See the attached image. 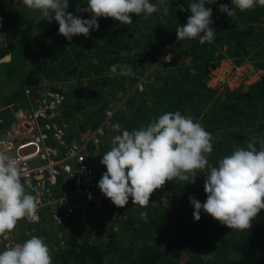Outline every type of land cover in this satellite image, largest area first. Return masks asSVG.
<instances>
[{"label": "trees", "instance_id": "16d2710c", "mask_svg": "<svg viewBox=\"0 0 264 264\" xmlns=\"http://www.w3.org/2000/svg\"><path fill=\"white\" fill-rule=\"evenodd\" d=\"M150 2L158 11L148 19H143V14L134 15L132 24L120 25L111 18H99L98 30H90L87 38L74 36L71 41L58 34L57 22L35 17V34L16 49L14 43L0 45V56L17 50L12 56L22 62L20 67L6 68V75L11 79L16 76L17 83L0 97V107L20 105L26 87L36 90L43 80H53L63 83L65 90L61 117L66 120L67 131L74 116L78 127L73 131L82 133L89 125L93 128L104 108L120 101L111 118L118 124L115 136L178 110L211 133L213 151L208 160L213 166L236 148H247L250 142L259 149L264 142V7L244 12L236 9V15L229 18L219 6L226 4L231 9V0L206 3V8L212 9L211 27L216 34L211 43L201 44L199 38L178 41L175 32L191 15L188 6L193 0ZM77 5L86 7V0H69L68 11L89 19L90 14L77 12ZM20 8L17 0H0V33L14 30L24 19ZM173 41L177 49L167 61L162 56L163 47ZM225 59L235 67L249 61L263 73L246 91L225 84L207 86L210 69ZM157 61L161 70L154 72V67L146 74ZM113 64H127L135 75L112 74L109 69ZM139 75H143V89L133 88L118 100L119 93L127 92ZM4 110L0 108V133L9 117L8 109ZM76 132L67 134V139ZM102 139L97 146H89V163L102 156L97 152L98 147L103 150ZM89 153H93L91 160ZM204 180V174L198 173L195 184L179 179L166 182L163 192L150 196L146 208L128 203L119 220L106 214L116 206L102 202L107 208L102 215L106 214L109 224L99 223L100 228L92 230L87 224L89 217L75 220L72 216L63 226H55L61 230L63 243L52 238L50 226L40 222L20 241L41 232L51 236L57 245L55 250L50 248L53 264H264V210L252 221V227L243 231L231 230L203 211L200 220L194 221L189 197L206 201ZM142 211L147 212V222L140 217Z\"/></svg>", "mask_w": 264, "mask_h": 264}, {"label": "clouds", "instance_id": "9594fccd", "mask_svg": "<svg viewBox=\"0 0 264 264\" xmlns=\"http://www.w3.org/2000/svg\"><path fill=\"white\" fill-rule=\"evenodd\" d=\"M17 2L39 12L41 21L57 22L58 34L69 41L74 36L89 37L90 30L99 29V18L130 25L134 15L143 14V19H148L158 11L150 0H86V7L77 5V12L90 14L89 19H82L68 11L69 0ZM206 3H215V0L190 3L191 15L175 31L178 41L199 38L204 44L214 40L212 9L206 8ZM231 4V9L226 4L219 6L229 18L236 15V9L244 12L264 7V0H231ZM164 11L167 13V7ZM109 71L121 76L135 75L127 64H113ZM212 151L211 133L200 123L178 110L166 112L146 126L125 130L113 138L112 147L100 160L106 171L98 188L117 208L128 205L130 198L133 205L146 208L150 196L166 182L179 179L195 184L198 173H202L207 198L201 203L195 196L189 197L194 221L200 220L203 211L231 230L250 229L252 221L264 210V142L259 149L254 142L248 143L247 148H236L216 166L208 160ZM22 175L19 157L0 151V236L11 233L22 219H38V197L26 190ZM140 217L147 222V212H140ZM0 264H53V260L44 239L32 236L0 251Z\"/></svg>", "mask_w": 264, "mask_h": 264}, {"label": "built area", "instance_id": "2783aa9c", "mask_svg": "<svg viewBox=\"0 0 264 264\" xmlns=\"http://www.w3.org/2000/svg\"><path fill=\"white\" fill-rule=\"evenodd\" d=\"M175 49V41L166 43L162 56ZM142 80L137 76L133 88L142 90ZM24 96V104L12 110L0 133V151L19 157L22 183L28 192L38 197V219H22L11 233L0 236L2 250L20 243L17 235L20 223L28 227L36 225L45 210L50 212L55 226H63L72 216L96 213L104 208L102 202H111L98 188L102 175H97L87 153L89 146H97L109 130L118 129V124L111 118L121 102L105 107L99 122L75 141L67 139L66 123L61 117L65 99L61 88L43 80L36 90L26 87ZM118 212L117 207L113 208L112 218ZM57 235L63 243L62 233L57 232Z\"/></svg>", "mask_w": 264, "mask_h": 264}, {"label": "rangeland", "instance_id": "374dc122", "mask_svg": "<svg viewBox=\"0 0 264 264\" xmlns=\"http://www.w3.org/2000/svg\"><path fill=\"white\" fill-rule=\"evenodd\" d=\"M20 11L24 13V19L18 25H15L14 30H10L9 32L3 31V32L0 33V45L2 43H3V45H7L8 43H10V44L14 43L15 46H13V48L16 49L20 45L19 43L20 42H23L22 40L28 39V37H31L33 34H35V32H37V28L33 24L30 25V21L29 20L32 19V18H34V17L39 16L40 15L39 12L34 11V10H30L27 7L20 8ZM31 22L33 23V21H31ZM15 51H17V50H12L10 53L3 52L1 54V56H0V83H1V85L5 86L2 89L0 88V97L2 95H4V93H6L10 88H12L13 84H16L17 83L16 76H13V78L11 79V77H8L6 75V68L8 66L13 65L14 67H20L22 65V62H21V58L20 57H18V56L13 57L12 56V54H14ZM6 55H8V57H7L6 60H4V57ZM2 60H4L3 62H6V65H5L6 68L5 69H4L3 65H2ZM228 62L231 63L230 61H228ZM151 69H153L154 72L157 71V70H161L160 65L158 66V61L155 62V63H153L150 66V68L148 69V71H146V74H148ZM239 71H242V69L240 68V66H238L235 69L234 72H239ZM151 73H152V71H151ZM231 75L232 74H230L229 77ZM139 76L141 78H143V75H139ZM248 77H249L250 83H252L254 81V76H248ZM228 81H229V79H227L226 82H225V83H227L226 86H229L231 88L234 84L233 83H230V81L229 82ZM48 83L50 85H52V86L61 88L65 92L64 87L62 85L63 83L61 84L60 82H55L53 80H49ZM133 87H134V85L127 92L119 93L118 100H121L123 97L124 98L127 97L128 94L130 93V91L133 89ZM119 102L120 101H117V102L115 101L116 104L119 103ZM0 104H1V100H0ZM23 104H24V101L20 104V106H22ZM113 104H114V102H113ZM20 106L19 105L16 106L15 104H12L11 106H8L7 109H10L8 120L10 119L11 114H12L11 108L14 109L15 107H20ZM128 106H129V104L126 105L127 108H128ZM96 107H98V106H96ZM127 108H126V111H127ZM74 118H75V116L73 117V119H70L71 122H73L72 128L78 127V125H77L78 122H76L77 118H75V120H74ZM62 120H63V122L66 121V120L64 121L63 118H62ZM74 123H76V124H74ZM87 127H88V129H91L90 125L87 126ZM72 128H70V131H68V134L76 132V131H73ZM86 131H88V130H85L82 133L76 132L77 133L76 135L73 134V137L72 138L69 137V138H70V140H75V141L76 140H79ZM114 137H115L114 130H109V132H107V134L102 139V141H103V143H102L103 144V150H102V152H100V150L97 151L100 154H102V156H99L95 160L94 164L92 163V161L90 162L92 164V167L96 171V173L99 172L102 175L106 171L105 166H103L100 163V160L103 158V153L106 152V151H108V150H110V148L112 147V140H113ZM92 154L93 153H89L90 160L92 159L91 158L92 157ZM163 190H164V188L161 187L160 189L155 190L154 191V194L157 195V193L163 192ZM154 194H152V196H154ZM160 197H161V195H160ZM129 203H130V205L133 206V204L131 202V198L129 199ZM124 208H126V206ZM124 208H118L119 212H118V215L116 217H113L112 218V215L110 214V211L109 210H108L109 213H106V214L109 215L110 216L109 218H111V219L118 218L117 220H119L120 218H123V216H124V214H123V209ZM106 209L107 208L104 207L102 210H100V211H98L96 213H93V214H90V215H75L74 217H76L75 220H78V219L83 218V217H89V218H87V220H88L87 221V224L90 225V227H91L92 230H95L97 228H100L99 227L100 226L99 223H101V226L103 224L102 222H105L106 225L109 224L108 223V221H109L108 219H106V221H105L106 214L105 215H102L104 212H106ZM43 217L45 219H47V221H45V219ZM52 220L53 219H52V216H51L50 212H48L47 210H45L44 213L42 214L41 220L39 222L42 223L46 227L47 226H50V231L54 232L52 238L55 237L57 239L58 238L57 232H59L61 230H59V229H57L55 227V225L52 222ZM35 227H36V225L28 227V226H25L23 223L22 224L20 223V226H19V228L17 230V235H18L19 241H20L21 238L25 237L23 235L24 233H27L28 231H30V232L34 231ZM37 236L44 239V241L48 245L49 249L50 248H53L55 250L57 248V245L53 242V240H50L49 239V237H51V236H46L45 233H43V232L39 233ZM20 243H21V241H20ZM0 251H3V250L0 248Z\"/></svg>", "mask_w": 264, "mask_h": 264}, {"label": "water", "instance_id": "95a60500", "mask_svg": "<svg viewBox=\"0 0 264 264\" xmlns=\"http://www.w3.org/2000/svg\"><path fill=\"white\" fill-rule=\"evenodd\" d=\"M173 56L174 52H170L165 56V58H171ZM7 57L8 55H6L4 59L6 60ZM240 68L242 71L234 72L235 66L233 64L229 63L228 61H222L219 65H216L214 68L210 69L209 78L206 82L207 86L221 87L225 84L226 80L229 79L230 83L234 84L231 88H237L241 91H246L249 89V85L251 84L248 76H254L255 81L259 79L263 73L262 70L256 69L255 66L249 61H244L241 63ZM230 74L232 75L229 77ZM87 130L89 131L90 129Z\"/></svg>", "mask_w": 264, "mask_h": 264}, {"label": "crops", "instance_id": "0c3cea01", "mask_svg": "<svg viewBox=\"0 0 264 264\" xmlns=\"http://www.w3.org/2000/svg\"><path fill=\"white\" fill-rule=\"evenodd\" d=\"M208 4H205V7L207 6ZM223 61H229V60H223ZM236 69V68H235ZM229 82V81H228ZM227 83H225V85H226ZM3 87H5V86H3V85H1V83H0V88L2 89ZM229 87V86H228ZM12 88H14L13 86H12ZM12 88H10L7 92H6V94L12 89ZM5 94V93H4ZM2 110L3 109H7L8 108V106H5V105H2V107H0ZM12 109V108H11ZM4 110V111H5ZM8 111H10V109H8ZM2 112V111H1ZM98 150H99V147L97 148Z\"/></svg>", "mask_w": 264, "mask_h": 264}, {"label": "flooded vegetation", "instance_id": "af4514ba", "mask_svg": "<svg viewBox=\"0 0 264 264\" xmlns=\"http://www.w3.org/2000/svg\"><path fill=\"white\" fill-rule=\"evenodd\" d=\"M34 19H35V17L34 18H32V19H30L29 21H30V25H32L33 23L31 22V21H34ZM5 60V59H4ZM4 60H2V65H3V67H4V69L6 68V62H3Z\"/></svg>", "mask_w": 264, "mask_h": 264}]
</instances>
